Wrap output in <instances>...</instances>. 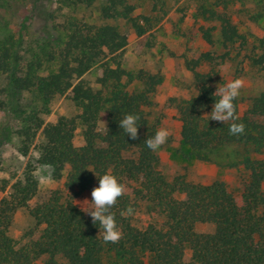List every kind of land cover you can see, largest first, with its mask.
I'll use <instances>...</instances> for the list:
<instances>
[{"label":"trees","instance_id":"trees-1","mask_svg":"<svg viewBox=\"0 0 264 264\" xmlns=\"http://www.w3.org/2000/svg\"><path fill=\"white\" fill-rule=\"evenodd\" d=\"M134 1L34 0L44 15L36 44L21 33L0 38V163L7 143L24 157L37 153L20 176L0 177V191L9 188L0 199V264H264V0H184L177 7L205 45L184 57L193 92L175 101L181 142L189 157L206 163L219 148H239V194L221 180L169 179L158 150L145 145L161 127L150 109L163 75L128 71L123 54L132 36L146 38L161 23L171 0H145L148 11ZM87 8L95 9L92 19L77 14ZM248 78L257 92L245 96L240 86L234 100L244 132L229 135L233 121L209 120L214 91ZM62 97L76 113L47 121ZM125 113L139 116L135 140L119 128ZM78 130L81 146L74 142ZM46 164L54 180L65 181L39 197L34 172ZM105 171L125 185L111 206L121 233L115 242L103 240L76 201L97 185L94 173ZM21 209L34 221L24 243L11 235ZM141 212L146 224L136 223ZM199 223L214 231L197 232Z\"/></svg>","mask_w":264,"mask_h":264},{"label":"rangeland","instance_id":"rangeland-1","mask_svg":"<svg viewBox=\"0 0 264 264\" xmlns=\"http://www.w3.org/2000/svg\"><path fill=\"white\" fill-rule=\"evenodd\" d=\"M134 2L141 6L139 11L143 9L148 11L150 8L145 0H135ZM181 2L184 0H179L178 3L176 0L169 1L168 14L146 38L132 36L131 42L123 54V65L131 72L143 69L163 75V83L153 96L154 104L150 111L152 118L162 120L160 128L169 129L166 142L158 149L160 166L164 174L169 179L181 175L194 183H211L221 180L225 182L231 192L239 194L245 175L240 164L239 148L235 146L219 148L214 160L206 163L189 157L188 149L181 142L175 101L187 98L193 92L191 73L184 65V57H196L205 49L204 43L197 36L192 18L188 16L181 20L182 13L177 11L178 4ZM77 14L80 17L92 19L96 12L93 8H87L77 10ZM43 22L44 15L40 16V13L37 12L34 0H3L0 2V38L7 34L18 37L21 33L26 44L35 45L36 40L42 35ZM24 24L26 27L22 29ZM148 40H153L152 48L147 47ZM4 84V79L0 77V87ZM133 88L134 85L131 86V89ZM257 89L258 84L251 78L241 83V92L245 96L255 94ZM74 113L76 111L73 106L62 97L54 103L52 113L47 121H54L61 115ZM11 123L16 125L14 120ZM103 126L104 124H102ZM74 142L76 146L83 144L79 130ZM13 144L7 143L1 151L0 177L20 176L27 162L37 157L36 152H32L28 157L20 155ZM34 175L39 186V197L61 187L65 181V178L60 181L54 180L51 177V170H45L43 166H38ZM8 191L9 188L6 192L0 191V199ZM86 199L91 200L90 193L80 195L76 201L81 206ZM135 218L137 224H146L149 221L148 216L143 212L138 213ZM33 224V219L25 210H18L11 226V235L18 243H24V233ZM195 229L199 233H212L214 226L199 223ZM190 254L191 251L186 249L187 257ZM35 264L43 263L40 260Z\"/></svg>","mask_w":264,"mask_h":264},{"label":"clouds","instance_id":"clouds-1","mask_svg":"<svg viewBox=\"0 0 264 264\" xmlns=\"http://www.w3.org/2000/svg\"><path fill=\"white\" fill-rule=\"evenodd\" d=\"M241 81L239 79L229 81L216 86L215 93L218 94V99L213 101L211 111L208 112L209 120H216L220 122L233 121L229 124V135H239L244 132V124L237 121L236 109L234 105L235 98L239 95V88ZM139 116L135 113H125L118 121L119 128L130 139L135 140L138 132ZM169 136V129L159 128L153 135L144 139V143L152 151L159 149ZM45 170L49 169L51 165H44ZM50 175V172L48 173ZM97 178V185L92 188L90 196L91 200H85L81 204V209L91 217L92 223L98 225V229L102 232L104 241H117L121 233L117 227L116 220L111 206L116 202L125 189V185L120 182L118 177L111 171H105L100 175L94 173ZM90 205V206H89ZM128 214H131L133 209L131 206L126 208ZM124 212L121 213L123 215Z\"/></svg>","mask_w":264,"mask_h":264}]
</instances>
